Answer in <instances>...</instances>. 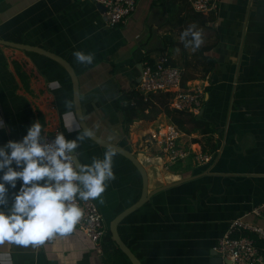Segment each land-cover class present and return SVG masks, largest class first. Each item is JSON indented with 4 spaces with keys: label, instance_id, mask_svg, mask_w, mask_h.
Masks as SVG:
<instances>
[{
    "label": "crops",
    "instance_id": "1",
    "mask_svg": "<svg viewBox=\"0 0 264 264\" xmlns=\"http://www.w3.org/2000/svg\"><path fill=\"white\" fill-rule=\"evenodd\" d=\"M102 13L84 0H0V40L65 59L78 76L87 125L131 152L147 170L148 202L118 227L142 264H215V248L231 222L264 204V0H220L208 15L194 12L188 0H144L126 24L115 27L105 24ZM192 25L204 40L195 52L181 40ZM76 51L93 53V63H78ZM165 55L173 66L183 67L184 79L206 88L199 123L188 127L196 132L182 133L179 140L190 156L174 166L146 143L160 123L169 122L167 116L136 121L126 130L117 105L121 94L136 90L144 63ZM160 95L165 94L151 97ZM73 120V129L65 128ZM33 123L42 126L41 135L59 128L66 140L84 133L71 77L46 56L0 44V147L22 141ZM75 151L80 165L115 153L116 179L107 182L103 203L94 200L109 229L141 199L142 176L125 156L88 136ZM195 151L210 156V162H197ZM21 184L18 180L8 189V204L0 210L10 209ZM248 220L262 224L254 216ZM0 264L106 262L75 228L35 247L5 241Z\"/></svg>",
    "mask_w": 264,
    "mask_h": 264
},
{
    "label": "clouds",
    "instance_id": "2",
    "mask_svg": "<svg viewBox=\"0 0 264 264\" xmlns=\"http://www.w3.org/2000/svg\"><path fill=\"white\" fill-rule=\"evenodd\" d=\"M181 40L194 52L204 43L203 33L195 25L182 32ZM73 56L85 66L95 59L93 53L81 51ZM75 124L74 120L66 121L65 128L72 130ZM41 131L42 126L33 123L22 141H9L0 147V206L8 204V189H15L17 181H22L10 209L0 210V244L7 241L35 247L57 235L73 233L84 216L77 198L103 203L100 198L107 182L116 179L112 151L106 152L103 159L93 158L91 164L81 165L79 171L74 166L72 152L89 132L75 140H66L59 133L52 144H42ZM13 164L22 170H16Z\"/></svg>",
    "mask_w": 264,
    "mask_h": 264
},
{
    "label": "built area",
    "instance_id": "3",
    "mask_svg": "<svg viewBox=\"0 0 264 264\" xmlns=\"http://www.w3.org/2000/svg\"><path fill=\"white\" fill-rule=\"evenodd\" d=\"M102 6L105 24L115 27L126 24L136 13L140 0H84ZM220 0H188L194 12L208 15L218 5ZM185 70L173 66L167 55L154 62L146 61L143 66L141 79L136 87L144 101L150 100L152 95L169 94V108L171 110L198 117L205 102L206 88L199 84L187 82L183 86ZM59 128L45 131L41 136L42 144H52ZM182 132L173 123L162 122L151 133V144L157 146L166 164L174 166L190 156V151L181 148L179 140ZM73 156V155H72ZM197 162H210L211 157L200 151H195ZM74 160V157H73ZM74 166H77L74 161ZM78 171V169H77ZM83 209L84 216L76 228L86 235L94 244L98 254L103 255V239L107 235V228L102 213L94 200L76 201ZM250 216L259 219L262 224H255L248 219ZM215 252L221 258V264H264V204L250 214L233 220L227 232L219 240Z\"/></svg>",
    "mask_w": 264,
    "mask_h": 264
},
{
    "label": "water",
    "instance_id": "4",
    "mask_svg": "<svg viewBox=\"0 0 264 264\" xmlns=\"http://www.w3.org/2000/svg\"><path fill=\"white\" fill-rule=\"evenodd\" d=\"M97 8L101 11L104 12L105 9L102 6L97 5ZM0 44L4 45V46H8V47H12V48H16L19 50H26V51H31V52H36L38 54H41L43 56H46L52 60H54L55 62H57L58 64H60L69 74V76L71 77L72 80V84H73V90H74V102H75V111H76V118H77V122L79 127L82 129V131L85 132H89L90 135L88 136L92 141H94L95 143L99 144L100 146L104 147V148H108L111 150H114L116 152H118L119 154H122L123 156H125L128 160H130L133 165L137 168V170L140 172L141 176H142V180H143V193H142V197L141 199L134 204L133 206L129 207L128 209H126L125 211H123L121 214H119L116 218H114L111 221L109 230L110 233L112 235L113 240L115 241V243L117 244V246L119 247V249L128 257V259L130 260L131 264H142L141 260L133 253V251L122 241L119 232H118V227L119 225L124 221V219H126L130 214H132L133 212H135L136 210L140 209L142 206H144L151 195V192H149V177H148V173L147 170L145 169V167L142 165V163L139 161V159L134 156L131 152L124 150L123 148L119 147L118 145L112 144L106 140H103L102 138H100L99 136H97L91 129L90 127L87 125L83 112H82V102H81V93H80V83H79V79L78 76L76 74V72L74 71V68L63 58L49 53L45 50L39 49V48H35V47H30V46H26V45H21V44H14V43H10V42H5L0 40ZM143 70V69H142ZM72 155L74 157V161L75 164L77 166V169L79 171V167L80 162L78 160V157L76 155V151L74 150L72 152ZM165 189V188H164ZM160 190H163V188H160ZM214 256V260H216L215 264H221L222 260L221 258L218 257L217 253L214 252L213 254Z\"/></svg>",
    "mask_w": 264,
    "mask_h": 264
},
{
    "label": "trees",
    "instance_id": "5",
    "mask_svg": "<svg viewBox=\"0 0 264 264\" xmlns=\"http://www.w3.org/2000/svg\"><path fill=\"white\" fill-rule=\"evenodd\" d=\"M206 50H203L204 53ZM207 60H209L208 57ZM18 73L22 81L25 82L27 77L19 69ZM187 82L188 80L184 79V88ZM169 98L170 95L165 94L154 96L150 100L144 101L142 96L135 90L121 94L117 99V105L123 112L126 130L136 121H153L159 115L165 114L169 121L177 126L182 133H195L196 129L194 126L192 131L188 127L189 125L198 124V117L171 110L169 108ZM103 255H105L106 264H131L128 257L119 249L113 240L109 229H107V235L103 239Z\"/></svg>",
    "mask_w": 264,
    "mask_h": 264
},
{
    "label": "rangeland",
    "instance_id": "6",
    "mask_svg": "<svg viewBox=\"0 0 264 264\" xmlns=\"http://www.w3.org/2000/svg\"><path fill=\"white\" fill-rule=\"evenodd\" d=\"M142 3H144V0H140V1H138V3H137V8H136V9H139V4L142 5ZM143 5H144V4H143ZM190 52H191V50H190ZM181 68H183V67H181ZM61 133H62V131H61ZM146 143L151 144V139H150L149 141H147ZM151 145L153 146V148H156L155 145H153V144H151ZM104 222H105V221H104Z\"/></svg>",
    "mask_w": 264,
    "mask_h": 264
}]
</instances>
